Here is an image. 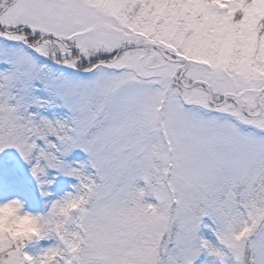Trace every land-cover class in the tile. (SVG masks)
<instances>
[{
	"label": "snow or ice",
	"instance_id": "obj_1",
	"mask_svg": "<svg viewBox=\"0 0 264 264\" xmlns=\"http://www.w3.org/2000/svg\"><path fill=\"white\" fill-rule=\"evenodd\" d=\"M10 148L52 243L0 264H264V0H0Z\"/></svg>",
	"mask_w": 264,
	"mask_h": 264
},
{
	"label": "clouds",
	"instance_id": "obj_2",
	"mask_svg": "<svg viewBox=\"0 0 264 264\" xmlns=\"http://www.w3.org/2000/svg\"><path fill=\"white\" fill-rule=\"evenodd\" d=\"M42 215L27 209L26 201L19 197L0 202V235L25 246L38 244L44 238Z\"/></svg>",
	"mask_w": 264,
	"mask_h": 264
},
{
	"label": "rangeland",
	"instance_id": "obj_3",
	"mask_svg": "<svg viewBox=\"0 0 264 264\" xmlns=\"http://www.w3.org/2000/svg\"><path fill=\"white\" fill-rule=\"evenodd\" d=\"M7 159L9 161H7ZM0 160V199H3L4 201L7 199V197H19L26 201L27 209L34 212L37 211V209L33 206V200L37 198L33 197L31 192L26 187H24L22 183L17 182L16 179L9 182L3 181V177L7 176V174L9 173L6 170L4 164H10V161H12V168H10L8 164L7 165L9 166L8 168L11 170V173L15 175L17 168H22L26 162L19 156L15 149L11 148L6 149L3 153H0ZM50 243H52V241L44 240L45 245H48Z\"/></svg>",
	"mask_w": 264,
	"mask_h": 264
},
{
	"label": "trees",
	"instance_id": "obj_4",
	"mask_svg": "<svg viewBox=\"0 0 264 264\" xmlns=\"http://www.w3.org/2000/svg\"><path fill=\"white\" fill-rule=\"evenodd\" d=\"M11 164H12V161H11ZM5 166H6V169H8L7 165H5ZM10 172L8 173V175H10V176H6L5 181L8 182V181H12L13 179H16L17 182L22 183L23 186L26 187L31 192V194H32L33 197L37 198L38 195L34 191V188L32 186L31 180L30 179H27V178H25L23 176L22 169L21 168L16 171V174L14 175V178L12 177V173H10ZM0 175H1V172H0ZM45 246H47V245L44 244V240H41L35 248L38 249L40 247H45ZM199 264H200V261H199Z\"/></svg>",
	"mask_w": 264,
	"mask_h": 264
}]
</instances>
